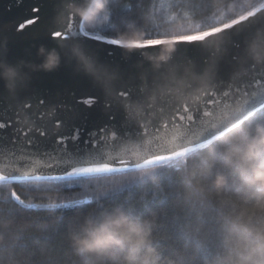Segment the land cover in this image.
I'll list each match as a JSON object with an SVG mask.
<instances>
[{
	"label": "clouds",
	"instance_id": "obj_1",
	"mask_svg": "<svg viewBox=\"0 0 264 264\" xmlns=\"http://www.w3.org/2000/svg\"><path fill=\"white\" fill-rule=\"evenodd\" d=\"M260 4H264V0H64L54 20L57 27L63 29L69 24V18L75 16L87 30H100L106 35L103 30L107 27L111 31L109 38L143 41L151 37L148 35L150 30L160 35L148 39L189 36L197 29L200 33L212 32L247 16ZM222 33L214 34L211 43L208 38L202 41L208 50V58L199 71L190 59L172 62L178 44L162 45L166 47L158 55L142 51L143 60L154 74L149 83V71L143 69V64L137 65L141 69L139 79L144 92L143 103L123 100L119 96L121 75L118 69L102 63L82 40H75L65 57H61L56 49L41 45L37 49L39 63L21 59L8 64L0 60V80L4 81L9 96L14 98L30 83L34 73L56 71L62 62L67 61L74 65L75 71L100 86L108 101L119 103L128 119L143 124V108L156 105L158 99L171 96L181 105L191 104L196 98L202 102L207 93L219 88L217 66L226 50ZM58 46L64 47L63 43ZM73 46L79 49L77 53L72 52ZM122 49L129 54L137 50L134 47ZM6 52V42L0 43V57ZM248 62L264 65V28L257 29L247 41L244 59L234 71L230 83L247 75L248 66L244 65ZM54 114L53 107L48 115ZM217 115L224 117V123L231 130L203 150L163 165L135 142H129L127 159L140 167L84 181L83 189L91 193L87 198L94 206L72 217L67 231L69 245L75 256L83 258V264H180L163 255L156 237L158 215L151 209L146 187L159 185V173L164 168L175 169L189 193L203 194L211 190L218 198L223 210L219 220L221 251L206 264H264V118L248 115L237 127H232L245 113L238 116L235 108L232 111L220 108ZM24 123L29 124V128L34 126L27 119ZM112 136V130L107 129L102 132L101 139L110 141ZM3 178L5 172L0 166V179ZM46 186L49 189L45 192L49 201L46 205L65 199L55 184ZM130 187L145 190L120 200H107L110 193L127 191ZM0 189V200L6 201L11 186L0 185ZM9 224L11 221L0 219V227L8 228ZM30 226L22 223L17 228L23 232ZM11 235L18 238V232ZM3 241L4 236L0 234V244Z\"/></svg>",
	"mask_w": 264,
	"mask_h": 264
},
{
	"label": "water",
	"instance_id": "obj_2",
	"mask_svg": "<svg viewBox=\"0 0 264 264\" xmlns=\"http://www.w3.org/2000/svg\"><path fill=\"white\" fill-rule=\"evenodd\" d=\"M57 2L58 0H0V43L6 42L8 59L13 61L24 59L39 63L37 49L41 45L47 49L56 47V40L52 39L49 33L53 25L57 26L54 20ZM33 8H39V11L33 12ZM37 16L39 19L36 23H26ZM20 24H26V27L17 31ZM259 28H264V19L254 18L220 34L226 41V50L217 66L216 78L221 91L227 90L234 71L240 67V62L244 59L247 41ZM208 40L210 43L213 42L211 37ZM82 42L102 63L118 69L121 75L118 87L131 90L133 98L139 95L138 89L141 84L139 79L141 69L137 65L143 64V69L149 71V83L154 76L149 65L143 60L141 52L149 51L158 55L166 47L159 46V52L157 49H137L129 54L121 47L104 41L82 38ZM207 58L208 50L204 42H182L177 45L172 62L180 63L190 59L199 71L204 68ZM248 64L250 62L244 66L247 67ZM26 95H30V98L27 99L29 109L25 112L9 107L11 102L6 98L0 102V122L10 124L2 130L4 136H0V145L12 148L13 143H16V136L20 135L21 146L31 148V145L23 143L26 139L23 133L29 127L24 121L27 119L31 123L33 121L37 124L42 123L50 134L38 137L37 133V136L33 137L35 141V153L31 154L33 157L41 154L52 156L59 147L57 140L64 138L66 154L74 162H81L94 151V141L104 130L113 129L121 136L135 131V126L128 122L123 107L119 103L108 101L100 86L90 77L75 71L74 65L67 61L62 62L56 71L34 73ZM216 98L219 99V95ZM39 99L45 101V104L40 105ZM262 100L264 98L257 99L249 105L251 115L264 107ZM53 107L55 114L49 116V109ZM58 123L60 127H57ZM19 151L17 149V154L13 155L11 150L0 148V166H3L5 172V178L0 181H20L25 176L31 177L29 181L37 180L34 168L28 164L21 166L22 157ZM43 159L55 164L54 159L48 160L47 157ZM72 168V164H61L51 168L43 167L40 172L46 177L55 175L58 179L77 177L71 175ZM12 199L17 202L19 198L13 193Z\"/></svg>",
	"mask_w": 264,
	"mask_h": 264
},
{
	"label": "snow or ice",
	"instance_id": "obj_3",
	"mask_svg": "<svg viewBox=\"0 0 264 264\" xmlns=\"http://www.w3.org/2000/svg\"><path fill=\"white\" fill-rule=\"evenodd\" d=\"M63 2L64 0H58L55 17L61 11ZM32 11L38 12L39 8H33ZM254 18L264 19V4H260L258 8L249 12L247 16H241L233 20L231 24L224 25L223 28H217L213 29L212 32L203 33H200L199 29H197L195 34L183 37H165L162 39L146 38L143 41H122L106 37V35L101 34L100 30H87L84 24L79 22V18L75 16L69 18V24L63 29L53 25L49 35L52 39L56 40V47L52 49H56L61 57H65L68 47L74 45L75 40H82V38L104 41L121 48L158 49L159 46L164 44L202 42L206 38L213 37L216 33L226 32V30L233 29L237 25H243L245 22L252 21ZM38 19L39 17L37 16L34 19L28 20L26 23L34 24ZM75 24L79 26L73 27L72 25ZM25 27L26 24H20L17 31L23 30ZM148 35H151V30ZM60 43H63L64 47L58 46ZM71 50L73 53L79 51L75 46H73ZM0 60L8 64L16 63V61L8 59L6 55L0 57ZM29 87L30 83L26 87L20 89L16 96L12 98L5 89L4 81L0 80V102L6 98L11 102L9 107L18 108L20 112L27 111L29 109L27 99L30 98V95H26V93ZM138 93L139 95L133 98L131 90L121 88L118 94L123 100H134L143 103L144 92L141 87H139ZM217 95H219V99L216 98ZM260 98H264V65L256 66L250 63L248 65L247 75L229 83L226 91H221V89L218 88L213 92L207 93L202 102L199 98H196L191 104L185 103L181 105L169 96V98L164 100L158 99L157 104L154 106H145L143 108V116L141 117L144 121L143 124L136 120L128 119V122L135 126L134 132L121 136L112 129L113 136L110 141L101 139V134L100 137L94 141V151L81 162H74L72 158L66 154L63 146L66 141L64 138L57 140L59 147L52 156L41 154L33 157L31 155L35 153V141L33 137L37 136V133L38 137H46L50 134L42 123L37 124L35 121L32 122L34 126L31 128L28 127L27 131L23 133L26 138L23 143L25 145H31V148L21 146L19 143L21 141L20 135L16 136V143H13L12 148H9L8 145H0V148L11 150L13 155H16L17 149H19V154L22 157L21 166L28 164L31 168H34L37 180L51 179L55 181V175L46 177L40 172V169L43 167L51 168L61 164L73 165L71 175L84 176L87 179L102 178L117 173L133 171L136 167L141 166L133 165L132 162L127 159L129 154V142H135V144L142 148L153 160L159 161L163 165L174 163L181 157H187L205 149L216 141L218 137L223 136L226 132L231 130L227 124L224 123V117L217 115L218 109L223 108L226 111H232L235 108L238 116L240 113H245L242 119H238L232 124V127H237L238 123L243 122V119H247L248 115H251V112L248 110L249 105ZM241 101L242 103H240ZM88 102L90 103L91 101ZM262 103H264V100H262ZM39 104L44 105L45 101L39 99ZM209 105H211V107ZM237 105L239 106L237 107ZM4 110L6 111L7 109ZM9 126L10 124L8 122H0V136H4L2 130ZM57 127H60L59 123ZM105 131H107V129ZM43 157H47L48 160L54 159L55 164L46 162ZM38 172L40 174H37ZM30 179V176H25L23 178L24 182H28ZM17 203L27 209L69 208L73 206V204H25L19 199ZM88 203L89 200L87 197L74 202L75 205H84ZM64 248L65 250L60 259L53 261L52 264H83V258L74 255L68 239L65 242Z\"/></svg>",
	"mask_w": 264,
	"mask_h": 264
},
{
	"label": "trees",
	"instance_id": "obj_4",
	"mask_svg": "<svg viewBox=\"0 0 264 264\" xmlns=\"http://www.w3.org/2000/svg\"><path fill=\"white\" fill-rule=\"evenodd\" d=\"M103 31L106 37L111 35L107 27ZM158 35V32L151 33V37ZM253 116L264 118V107L257 110ZM159 177L158 186L146 187L151 209L158 215L156 237L163 255L179 261L180 264H206V261L221 251L219 220L223 210L216 194L211 190L203 194L189 193L175 169H161ZM86 179L74 177L55 181H0V185H10L12 189L7 193L6 201L0 200V219L11 221L8 228L0 227V234L4 236V241L0 244V264H52L63 255L71 218L94 206L88 203L73 204L69 208L27 209L12 199L13 193L25 203L31 200L34 204H47L49 201L45 192L49 189L46 185L53 183L56 190L65 197L54 203L71 204L91 195L83 189ZM35 184L42 186L34 187ZM143 190L145 189L130 187L127 191L110 193L107 200L114 201L127 195H138ZM22 223H29L31 226L19 232L17 225ZM13 232H18V238L12 237Z\"/></svg>",
	"mask_w": 264,
	"mask_h": 264
}]
</instances>
